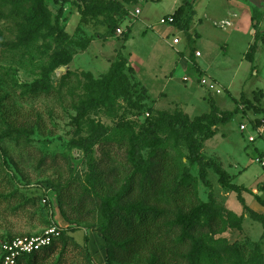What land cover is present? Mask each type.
Returning a JSON list of instances; mask_svg holds the SVG:
<instances>
[{
  "label": "rangeland",
  "instance_id": "obj_1",
  "mask_svg": "<svg viewBox=\"0 0 264 264\" xmlns=\"http://www.w3.org/2000/svg\"><path fill=\"white\" fill-rule=\"evenodd\" d=\"M184 2L191 10L186 30L159 24ZM172 37L180 42L168 47ZM198 49L202 57L196 60L192 52ZM182 58L186 67L178 69ZM120 61L123 71L115 69ZM93 97L105 102L84 105ZM210 105L218 117L232 116L198 146L208 163L198 196L222 220L220 229L204 235L205 244L222 264H264L263 229L249 213L264 215L255 199L264 202V168L256 160L264 157V135L249 144L238 132L241 121L264 117V0H0V248L56 224L76 231L67 232L66 244L56 240L36 253L32 264H87L84 236L91 259L101 264L103 239L72 207L88 173L89 142L99 130L111 138L108 146L101 140L90 146L101 167L111 170L108 193L125 176L130 133L119 129L122 122L136 134L160 113L193 118ZM156 138L173 148L168 129ZM179 145L186 161L187 145ZM149 150L142 149V156ZM215 167L249 191L240 192L245 207L221 186ZM190 173L198 177L199 167ZM199 264H210L208 254Z\"/></svg>",
  "mask_w": 264,
  "mask_h": 264
},
{
  "label": "trees",
  "instance_id": "obj_2",
  "mask_svg": "<svg viewBox=\"0 0 264 264\" xmlns=\"http://www.w3.org/2000/svg\"><path fill=\"white\" fill-rule=\"evenodd\" d=\"M190 14L189 5L184 2L172 14L173 26L181 31L186 30L191 22ZM254 27L257 28V25ZM255 46H250L245 55L248 62L253 60ZM124 67L122 61L115 65L117 71H123ZM109 85L111 86V81L108 82ZM43 89L50 90L48 87ZM34 92L35 89L32 93ZM104 102L105 98L93 97L85 101L84 105L96 106ZM231 116L228 113L224 117H218L213 105H210L209 112L192 119L184 113H160L158 119L139 128L136 134L130 122H122L120 126L123 127L119 129L130 133L122 157L125 176L121 186L108 193L106 179L111 170L101 167L102 160L98 162L93 157L90 146L99 140L102 145L108 146L111 138L104 136L102 130L97 132L96 137L89 142L86 157L88 173L79 199L72 203V207L82 221L95 224L97 235L105 243L108 264H199L201 256L205 254H208L210 264H222L204 241V235L221 228L222 220L211 205L198 196V182L207 184L208 167V163L198 154V146L201 141L214 136L216 126L227 123ZM0 118L3 119L2 113ZM73 120H77L76 117ZM32 126L29 125L28 128L32 129ZM178 126H181L179 130L176 129ZM165 129L170 131V137L174 141L173 148L169 147L167 139L156 138V133ZM179 142L186 143L189 150L186 161L183 160L185 155L179 148ZM144 148L150 149L146 157L141 154ZM0 158L4 162V155ZM194 165L199 167L198 177L190 173V167ZM214 169L221 186L234 192L245 207L240 192L249 191L231 184L226 173L216 167ZM255 199L264 206L258 196ZM66 200L71 202L69 198ZM57 202L61 208L62 199L59 195ZM249 213L261 224L264 233V215L251 210ZM53 226L57 227L56 224ZM58 228L59 236L47 248L54 247L56 240L66 244L67 239H70L67 232L76 231L72 227ZM83 242L87 264H95L87 248V236L83 237ZM34 256L35 254L24 256L17 264L23 261L32 264Z\"/></svg>",
  "mask_w": 264,
  "mask_h": 264
},
{
  "label": "built area",
  "instance_id": "obj_3",
  "mask_svg": "<svg viewBox=\"0 0 264 264\" xmlns=\"http://www.w3.org/2000/svg\"><path fill=\"white\" fill-rule=\"evenodd\" d=\"M173 21L172 15H169L161 18L159 24L172 26ZM116 32L118 35H122L124 30L118 27ZM178 43V38L172 39L173 45ZM194 55L195 57H200V52L195 51ZM181 81L183 84H186L188 78L185 76ZM198 81L200 85L206 84L204 78H199ZM238 132L247 143H256L258 140H261L264 135V117L251 121H241L238 125ZM256 160L264 168V157L258 156ZM59 234L60 231L58 226L52 225L39 235L18 237L3 242L0 248L1 264H17L22 257L36 254L49 247L53 239L57 238Z\"/></svg>",
  "mask_w": 264,
  "mask_h": 264
},
{
  "label": "crops",
  "instance_id": "obj_4",
  "mask_svg": "<svg viewBox=\"0 0 264 264\" xmlns=\"http://www.w3.org/2000/svg\"><path fill=\"white\" fill-rule=\"evenodd\" d=\"M175 10H176V9H175ZM175 10H174V11H175ZM171 15H172V14H171ZM168 16H169V15H168ZM164 17H166V16H164ZM171 27H173V25H172ZM173 38H174V37H172V39H173ZM169 42H170V43H169ZM179 42H180V40H179ZM169 45H170V47L177 46V44H176V45H173V44H172V41H168V42H167V46H168V47H169ZM197 51L200 52L199 49H198ZM194 53H195V52H193V56H194ZM201 57H202V55H201V52H200V57H195V58H196V60H197V59H200ZM186 61H187V60H186L185 58H182V59L178 62V67H177V68H178V69H180V68H181V69H182V68L184 69V68L186 67V65H185V62H186ZM186 63H187V62H186ZM188 63H189V62H188ZM184 66H185V67H184ZM191 66H192V64H190V67H191ZM193 69H195V68H192V72L196 74V72H195L196 70H193ZM197 81H198V80H197ZM196 83H197V82H196ZM190 118H192V117H190ZM193 118H194V117H193ZM100 254H101V253H100ZM104 254H105V253H104ZM105 256H106V255H101V256H100V258H101V259H100V263H101V264H108V263L106 262V257H105Z\"/></svg>",
  "mask_w": 264,
  "mask_h": 264
}]
</instances>
